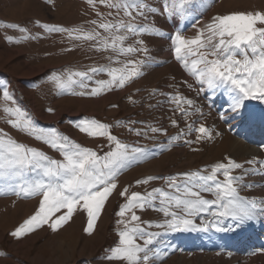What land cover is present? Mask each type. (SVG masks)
<instances>
[{
  "label": "rangeland",
  "instance_id": "obj_1",
  "mask_svg": "<svg viewBox=\"0 0 264 264\" xmlns=\"http://www.w3.org/2000/svg\"><path fill=\"white\" fill-rule=\"evenodd\" d=\"M144 2L156 11H146L145 16L133 12L132 23L150 26L149 31L117 32L101 29L99 24L119 20L127 23L130 18L122 9L110 8L100 0L93 4L88 0H0V135L38 149L50 159L63 160V154L44 139H37L40 132L68 137L103 156L114 142L107 135L92 136L77 126L94 119L108 125L107 131L122 143L145 150L144 156L116 175L117 186L105 200L91 232L85 230L89 218L81 203L55 230L51 223L66 209L54 213L48 223L20 237L13 236L12 232L39 210L43 198L42 192L25 195L19 185L43 177L27 168L19 176L0 177V264H127L107 259L111 249L121 246L119 232L125 228L124 223H118L121 220L129 222V227L139 223L147 232L157 234L148 246L149 260L141 264H264V214L258 213L238 226L231 219L213 217L211 212L217 210L213 206L208 212L189 217L195 229L171 231L157 227L171 219L158 211V198L152 201L154 207L135 208L124 217L118 215L133 192L147 194L157 188L173 192L167 187V178L182 180L178 174L192 172L208 175L215 165H227L230 160L242 165L232 170L233 175L244 177L239 195L255 198L257 208L264 201V98H244L241 106L233 109L236 93L230 91L231 85L209 87L202 83L189 70L197 57L189 56L185 67L175 52L177 35L193 39L203 30L206 38L207 26L215 17L264 12V0ZM12 24L19 27L8 26ZM88 32L100 35L92 40L83 38ZM114 36L126 39L117 41L115 49L102 46L103 39L111 44ZM120 47L146 51L121 52ZM129 61L136 62L139 75L123 87L113 85L111 90L89 94L100 87L97 81L111 79L109 70L131 69ZM93 67L106 70L89 72L91 79L73 76L76 83L70 87L60 88L53 79L57 76L64 80L70 73L88 72ZM82 80L86 88L80 87ZM5 91L10 98L4 97ZM177 94L193 101L191 107L181 105L187 115L177 108ZM6 108L23 111L36 132L10 124L8 121L15 117ZM200 125L207 127L210 137L197 139ZM151 127L166 131L153 133ZM260 135L263 141L254 143L252 140ZM253 146L255 152L250 151ZM148 176L155 179L137 183ZM217 176L223 181L222 172ZM248 184L252 187L245 186ZM154 195L159 197L158 193ZM201 195L215 198L211 193ZM172 210L183 215L180 209ZM132 211L139 221H131ZM149 221L151 226L146 223ZM137 239L143 244L141 238Z\"/></svg>",
  "mask_w": 264,
  "mask_h": 264
},
{
  "label": "snow or ice",
  "instance_id": "obj_2",
  "mask_svg": "<svg viewBox=\"0 0 264 264\" xmlns=\"http://www.w3.org/2000/svg\"><path fill=\"white\" fill-rule=\"evenodd\" d=\"M88 2L93 4L94 0H88ZM100 2L107 3L113 9H122L124 15L130 20L127 23L124 20H119L116 23H100L99 28L106 31L115 29L117 32L121 29L130 32L149 31L150 26L132 23L135 20L133 12L136 15L145 16L146 11H156L144 0H100ZM92 23L95 24L96 21ZM258 24L262 26H258ZM8 26L19 27L16 24ZM54 30L68 31L60 28ZM206 31L209 33L206 38L203 35V30L193 39L177 35L175 37L177 58L187 67V58L196 56L197 58L192 60V67L189 70L198 80L207 83L209 87L231 85L230 91L236 93L233 95V109L239 108L244 98H264V12L217 16L207 26ZM69 35H72V31H69ZM99 35L98 32H88L83 34V38L92 40ZM124 39H126L125 36H114L111 44L107 39H103L102 46L115 49L117 48L116 42H122ZM201 49H206V51H201ZM119 50L121 52L146 51V49L132 47L126 49L120 47ZM128 63L133 65L131 69L109 70L111 79L97 81L96 83L100 87L93 89L89 94L97 95L102 89L111 90L113 85L123 87L127 81L139 75L138 69L134 66L136 62L129 61ZM105 70L103 67H93L88 72L70 73L64 80L57 76H53V79L56 80L60 88L70 87L76 83L73 76L91 79L89 72L96 73ZM87 86L83 80L80 82L81 88ZM79 94L84 95L85 93ZM4 97L10 98L7 91L4 92ZM174 99L179 111L187 115L186 109L181 105L191 107L193 101L179 94ZM5 111L15 117L8 121L14 127L32 133L36 132L31 120L26 118L25 113L19 108H6ZM172 123L175 124L176 121H172ZM77 126L82 132L92 136L107 135L109 141L114 142V147L103 156H99L92 149L82 147L69 140L68 137H50L40 132L36 135L37 139H44L53 148L62 152L63 160H55L50 159L38 149L27 147L10 137L6 138V134L0 135V177L19 176L25 168L32 172H39L43 177L29 184L19 185L20 191L25 195L42 192L43 198L39 210L12 232L13 236L20 237L26 232L34 230L35 227L48 223L54 213L66 209L67 211L63 215L58 216L51 223V227L55 230L71 218L77 205H81V203L89 218L88 227L85 230L91 232L105 200L117 186L114 181L118 172L126 168L132 161L145 155L144 149L130 147L122 143L107 131L108 125L100 124L94 119L82 121ZM149 130L153 133L166 131L156 127H151ZM189 130L191 131V125H189ZM196 131L200 134L197 139L211 136L204 125H200ZM136 134L140 135L141 133L137 130ZM248 163L251 164L254 161ZM240 168H242L241 164L230 160L227 165L224 163L215 165L208 175L192 172L178 174L183 177L182 180H178L175 176L169 177L167 178V187L174 190L173 192L159 188L153 189L147 194L133 192L128 198V202L121 207L118 215L124 217L126 212L132 209L143 210L146 206L154 207L152 201L159 198L158 211L162 212L165 217H171V219H166L163 224H158L159 228L171 231L195 229L196 224L189 217L208 212L213 206H216L217 209L211 212L213 217H216L217 220L220 218L231 219L239 226L245 221L254 219L258 213L264 214V201H261L260 207L257 208L255 198L249 200L239 195V188L243 184L244 177L233 175L232 170ZM220 172L223 174V181L218 179L217 174ZM152 179L155 177L148 176L143 181L138 180L137 183H147ZM209 181L212 183L209 184ZM245 186L252 187L251 184ZM126 191L121 195H125ZM202 192L211 193L215 198L206 199L201 195ZM155 193H158L159 197L154 195ZM173 208L180 209L183 215L173 211ZM139 220L140 217L132 211L131 221ZM118 223L125 224L124 230L119 232L121 246L111 249L112 254L107 259L123 260L127 264H141L142 261H148L151 251L148 246L152 244L153 237L157 234L147 232L139 223L131 227H129V222L123 220ZM146 223L151 226L150 221ZM138 237L143 240V244L138 242Z\"/></svg>",
  "mask_w": 264,
  "mask_h": 264
},
{
  "label": "bare ground",
  "instance_id": "obj_3",
  "mask_svg": "<svg viewBox=\"0 0 264 264\" xmlns=\"http://www.w3.org/2000/svg\"><path fill=\"white\" fill-rule=\"evenodd\" d=\"M259 113L261 114V112H259ZM263 113H264V112H263ZM252 141H254V143L258 144V143H260L261 141H263V137L260 135L259 137L255 138V139L252 140ZM255 149H256V147L253 146V147H251L250 151H251V152H255V151H256Z\"/></svg>",
  "mask_w": 264,
  "mask_h": 264
}]
</instances>
